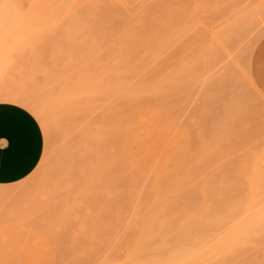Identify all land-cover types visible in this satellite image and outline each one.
Here are the masks:
<instances>
[{
	"label": "rangeland",
	"instance_id": "rangeland-1",
	"mask_svg": "<svg viewBox=\"0 0 264 264\" xmlns=\"http://www.w3.org/2000/svg\"><path fill=\"white\" fill-rule=\"evenodd\" d=\"M14 6L0 90L44 150L0 186V264H264V0Z\"/></svg>",
	"mask_w": 264,
	"mask_h": 264
},
{
	"label": "crops",
	"instance_id": "crops-1",
	"mask_svg": "<svg viewBox=\"0 0 264 264\" xmlns=\"http://www.w3.org/2000/svg\"><path fill=\"white\" fill-rule=\"evenodd\" d=\"M253 73L264 89V41L255 50ZM44 134L37 117L22 105L0 102V186L16 184L38 167Z\"/></svg>",
	"mask_w": 264,
	"mask_h": 264
},
{
	"label": "bare ground",
	"instance_id": "bare-ground-1",
	"mask_svg": "<svg viewBox=\"0 0 264 264\" xmlns=\"http://www.w3.org/2000/svg\"><path fill=\"white\" fill-rule=\"evenodd\" d=\"M21 1V0H20ZM34 1V0H33ZM43 1H46V0H43ZM34 3V2H33ZM41 3V2H40ZM44 3V2H43ZM18 4V2H16V5ZM14 7V8H13ZM15 7L16 6H14V0H2V3H1V0H0V27H1V25L5 22V21H7V18H9V17H12L11 16V14H12V9H15ZM19 7V6H18ZM20 9V8H19ZM13 13H14V10H13ZM3 26V25H2ZM6 26V25H5ZM1 29V28H0ZM5 29V28H4ZM3 31V30H2ZM25 96V94H20L19 92H16V91H12V90H0V102H2V101H8V102H13V103H16V104H19V105H22L23 107H26L27 109H29L33 114H35V116L36 117H38V118H40V119H42V117H41V114L39 113V109L37 110V108L33 105V103L32 102H30V99H29V97L28 96ZM27 97V98H26ZM32 101V100H31ZM38 105V104H37ZM151 121V120H150ZM150 121H148V122H150ZM152 129V128H151ZM158 129V128H157ZM157 129H155V130H157ZM153 130H154V128H153ZM152 131L151 130V132L153 133V136L149 133V130H147V132L152 136V137H155L154 135H155V132L156 131ZM147 133V134H148ZM141 134V133H140ZM137 137H139V136H137ZM125 141V140H124ZM142 141H143V139H142ZM157 141V140H156ZM159 141V140H158ZM138 142V141H137ZM139 143H141L140 141H139ZM170 143V142H169ZM168 143V144H169ZM125 144V143H124ZM124 144H122V146L124 145ZM127 144H128V142H127ZM126 144V145H127ZM136 144H138V143H136ZM158 144H159V142H158ZM141 146H142V144H140ZM160 145V144H159ZM143 146H144V144H143ZM147 146V145H146ZM164 146V145H163ZM138 147H140V146H138ZM137 147V148H138ZM137 148H135V149H137ZM122 149H124L123 147H122ZM135 149H134V152L132 151V154L134 155V153H135V155L134 156H137L138 157V155H143V153H141V154H139L140 153V151H139V149H137L136 151H138V152H135ZM140 149H141V151H143L142 149H145V148H141L140 147ZM159 149H160V147H159ZM130 150V149H129ZM167 150V149H166ZM127 152V151H126ZM181 152V151H180ZM129 153V152H128ZM121 154V153H120ZM132 154H127V155H131L132 156ZM138 154V155H137ZM145 154V153H144ZM175 154V153H174ZM157 155V154H156ZM162 155H163V153H162ZM168 155V154H167ZM184 155V154H183ZM125 156V155H124ZM130 156V159L132 160V157ZM177 156V155H176ZM140 157V156H139ZM154 157V156H153ZM125 158H126V156H125ZM124 158V159H125ZM129 158V157H128ZM141 158V157H140ZM174 157H172L171 159V162L176 158H174ZM156 159V158H155ZM123 160V159H122ZM130 160V161H131ZM178 160V159H177ZM125 162V161H124ZM123 163V162H122ZM148 163L149 162H147V165H148ZM130 164V163H129ZM138 163H136L135 165H137ZM150 164V163H149ZM173 164V163H172ZM124 165H125V163H124ZM132 165V164H131ZM139 165V164H138ZM152 165V164H151ZM133 166V165H132ZM132 166H128V167H131L130 169H132ZM172 166V165H171ZM134 167V166H133ZM138 167V166H137ZM134 169V168H133ZM147 170H148V172L147 173H145V174H148V173H150L149 171H150V169H148V167H147ZM130 171H132V170H130ZM140 171V170H139ZM138 171V172H139ZM155 170H153L152 172H154ZM135 172V171H134ZM156 173H154V175L155 174H159V175H156L155 176V180H156V178L158 179V181H160L159 180V178L160 177H157V176H160V172H157V171H155ZM140 173V172H139ZM141 174H142V172H141ZM174 174V173H173ZM144 175V174H143ZM175 175V174H174ZM152 176H153V174H152ZM161 176H163V175H161ZM136 177V176H135ZM156 182H157V180H156ZM12 190V191H11ZM9 189V190H2V191H0V203H1V201L3 202L4 200H8V198L9 197H11V199H12V196L13 195H11L16 189ZM14 190V191H13ZM18 190H16L15 192H17ZM14 197V196H13ZM136 257V256H135Z\"/></svg>",
	"mask_w": 264,
	"mask_h": 264
}]
</instances>
